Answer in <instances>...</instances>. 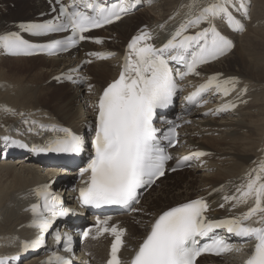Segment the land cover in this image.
<instances>
[{
	"label": "bare ground",
	"instance_id": "6f19581e",
	"mask_svg": "<svg viewBox=\"0 0 264 264\" xmlns=\"http://www.w3.org/2000/svg\"><path fill=\"white\" fill-rule=\"evenodd\" d=\"M5 1L0 0V34L15 32L19 23L34 20V16L48 11V6L39 0H9L14 9L8 8ZM217 1L146 0L144 9L138 14L85 35L87 39L81 42L75 58L72 55L12 58L0 49V259L22 255L23 240L34 235L27 210L31 189L49 180H55L56 186L61 185L60 179L68 174L67 168L40 166L33 154L3 159L6 150L16 148L11 141L23 142L30 149L33 144L43 145L63 136L59 131L63 128L89 138L88 129L95 126L99 96L119 76L124 49L135 31L146 27L156 36L154 42L163 44L188 18L190 11L193 18ZM251 2V18L246 31L242 35H232L237 41L236 47L227 57L204 67L201 78L191 80L192 85H200L213 76L219 82L230 81L225 85L230 90L228 95L213 87L208 107L192 109L180 120L186 125L181 128V148L173 152L177 160L193 152L206 155L194 160L190 171H183L186 176L183 184L167 186L165 191L158 192L160 183L166 184L168 175H172L167 174L146 194L137 213L117 220L127 229L121 253L123 261L130 260L154 220L171 207L203 198L209 206V219L219 220L240 216L254 206L252 199L237 207L224 200V196L234 194L237 186L246 183L250 171L264 163V0ZM193 4L196 7L190 10ZM97 39L101 42L97 43ZM94 53L113 55L104 60L92 55ZM88 58L89 65H82L81 61ZM38 60L41 61L39 66L31 63ZM69 69L72 84H66L70 86L68 91L59 92L61 89L52 85H56L53 78ZM225 105L234 107L216 111ZM5 107L10 111H4ZM181 109L180 103L178 110ZM81 187L84 184L78 180L76 189L69 191L67 200L72 203H67V208L77 209L72 197ZM226 231L223 229L222 233ZM109 246L107 237L87 240L80 247V256L89 261L80 262L105 264ZM39 260L32 256L25 258L23 264H38ZM209 260L201 263L240 264L238 259L225 257Z\"/></svg>",
	"mask_w": 264,
	"mask_h": 264
},
{
	"label": "snow or ice",
	"instance_id": "6c2138e0",
	"mask_svg": "<svg viewBox=\"0 0 264 264\" xmlns=\"http://www.w3.org/2000/svg\"><path fill=\"white\" fill-rule=\"evenodd\" d=\"M81 2L83 3V0ZM57 3H60V0H57ZM85 7L91 9L93 14L78 10L75 3L71 10L61 4L59 16L54 20L19 26L23 32L33 36H48L69 31L70 36L65 35L61 39H53L48 44L40 45L31 43L19 32H9L0 34V49L15 55H33L37 50L54 55L57 51H67L70 46L87 39L84 34L91 29L112 23L113 17L120 19L119 13L128 10L123 6L118 11L115 6L113 10H109L90 2L86 3ZM195 7V4L189 6L190 10ZM221 12L226 13L227 9L219 3H210L195 18L191 17L190 11L188 18L160 48L148 42L152 37L146 32L135 36L128 44L119 78L107 85L96 104L95 134L91 142L94 156L87 166L81 169L82 175L88 173L85 186L79 189L82 205L96 208L119 205L131 208L133 204L139 203L140 189L151 186L155 179L165 175V163L173 157L166 153L165 147L161 146L157 137L158 130L153 126L154 113L156 109L165 108L172 103V98L178 90L177 76L183 79L189 74L198 75L196 68L199 64L217 58L232 47L231 43L211 26L212 18ZM202 22H207L209 27H204L194 35L187 34L189 28L199 26ZM96 42L101 41L97 39ZM92 55L107 58L113 54ZM170 62L182 64L186 71L174 69ZM228 83L230 81L219 82L216 76L210 77L186 99L189 103H196V98L213 86L217 91L228 95L230 90L225 87ZM229 107L234 105H225L216 111H227ZM4 111L10 110L5 107ZM59 131L63 132V136L51 139L43 145L33 144L30 151L39 154L79 153L82 150V139L79 135L67 128ZM169 132L171 135L164 136V139L168 140V146H172L175 143L174 128L169 129ZM4 139L8 140L7 137ZM11 143L29 148V145L20 141ZM204 155V152H193L178 160L171 171H176L184 161ZM48 188L49 185H44L36 190V194L43 196L45 201L43 211L37 213L38 219L33 222V226L38 227L41 234L47 232L58 216L68 215V209L62 207L58 197L50 195ZM250 199L254 200V206L246 212L240 216L219 220L208 218L206 213L209 206L203 198L169 208L159 214L151 224L142 243L134 250L129 264H195L196 258L205 252L220 255L231 251L230 244L209 236L216 229H226L228 233L240 238L254 239L256 242L245 264H264V163L247 174L246 183L237 186L234 194L224 196V200L232 203L233 207L247 204ZM220 206L224 207L223 204ZM33 211H37L36 205H33ZM250 220H253L252 224L245 223ZM97 224L103 226L97 229L96 237L93 238L102 233H110L114 237L107 264H123L120 252L124 246L123 237L126 230L108 226L107 220H98ZM257 224L259 226H254ZM88 235V231L83 233L84 237ZM197 238H209L211 243L199 246ZM55 239L59 242L60 235L57 234ZM42 243L43 235L31 243L23 242L22 248L27 250ZM70 245L68 238L65 251H71ZM54 259L56 264H72L63 256L54 255ZM0 264H3V260H0Z\"/></svg>",
	"mask_w": 264,
	"mask_h": 264
},
{
	"label": "rangeland",
	"instance_id": "374dc122",
	"mask_svg": "<svg viewBox=\"0 0 264 264\" xmlns=\"http://www.w3.org/2000/svg\"><path fill=\"white\" fill-rule=\"evenodd\" d=\"M8 5V8L10 9H14L12 6H11V3L9 0H6L5 1ZM15 5H17V3H15ZM27 18V17H26ZM24 20V19H23ZM99 36H102V34H100ZM43 60V59H42ZM33 65H37L39 66L41 64V61L38 60V61H34V62H31ZM45 64V61L43 63V65ZM45 71V70H44ZM55 82V81H53ZM56 85L52 84L53 86L55 87H58V89H61L59 92H65V91H68L70 86L66 85V84H61V83H58V82H55ZM50 85V84H49ZM219 117V116H217ZM183 171H190L188 169H185ZM183 171L181 172H177V173H173L172 175H168V178H167V183L166 184H162L160 183V187L161 188H158V192L159 191H165V188L168 186V187H177L181 184H183L184 180L186 179V176L183 174ZM179 178V179H178ZM169 180V181H168ZM157 190V189H156ZM143 206V205H142ZM144 206H146L144 204Z\"/></svg>",
	"mask_w": 264,
	"mask_h": 264
}]
</instances>
